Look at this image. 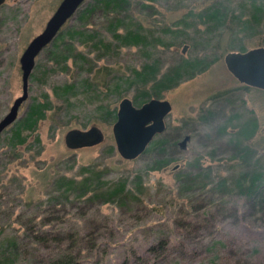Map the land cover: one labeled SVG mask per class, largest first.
Wrapping results in <instances>:
<instances>
[{
	"label": "rangeland",
	"instance_id": "1",
	"mask_svg": "<svg viewBox=\"0 0 264 264\" xmlns=\"http://www.w3.org/2000/svg\"><path fill=\"white\" fill-rule=\"evenodd\" d=\"M61 1L4 0L0 5V120L21 95L22 52ZM91 1L83 0L33 57L27 96L0 130V252L9 240L17 249L6 260L0 254V264H43L66 252L81 264H264V202L218 191L213 183L196 186L208 179V171L230 183L246 166L235 164L238 147L232 139L236 125L249 117L255 118L257 132L248 167H264V89L238 78L226 61L237 53L231 39L243 41L246 50H264L255 36L246 39L239 29L237 20L251 13L248 2L128 0L116 11L95 8L81 21L79 14ZM209 6L226 9L230 32L223 26L210 29L198 17ZM130 22L148 35L141 43L119 45L112 33L133 29ZM68 29L81 34L63 49L54 38ZM258 32L264 33L263 24ZM53 49H62L57 59ZM194 61L205 68L183 75L157 98L170 104L161 134H176V143L122 158L113 121L102 118L100 110H116L123 99L132 102L136 86L125 81L133 71L154 65L160 77ZM37 106L42 116L21 132L25 142L10 146L11 130ZM92 129L99 136L95 144L66 146L68 131ZM156 158L167 164L154 168ZM81 167L98 177L101 189L124 182L123 198L86 200L89 194L76 197L66 195L63 186L55 188L59 174L86 176ZM175 169L179 175H200L195 187L177 181Z\"/></svg>",
	"mask_w": 264,
	"mask_h": 264
},
{
	"label": "trees",
	"instance_id": "2",
	"mask_svg": "<svg viewBox=\"0 0 264 264\" xmlns=\"http://www.w3.org/2000/svg\"><path fill=\"white\" fill-rule=\"evenodd\" d=\"M248 2V7L251 10V13L249 14L248 18L244 21L237 20L239 25V29L243 31L244 35L246 36V39H249L250 37L255 36L254 38H257L256 46H264V33L262 35L259 34L258 29L261 24L264 25V0H246ZM128 3V0H92L89 2L86 6H84L79 14L80 20H85V17L93 11L95 8L103 9L104 11H107L111 9L112 11H116L119 7H122V5H126ZM226 9L221 7H214L209 6L205 8L204 10L197 13L198 17L206 20L207 23H209L210 29H215L217 27L223 26L224 27V33L230 32V27L225 23L227 20L226 17ZM81 20V21H82ZM120 21V20H119ZM179 22V21H178ZM131 26H134L133 29H126L123 31V33H116L113 32L112 36L117 41L119 45H128V44H138L141 43L146 39L147 33H143L140 31V25L132 24L133 22H130ZM128 23V24H130ZM211 24V25H210ZM256 33V34H255ZM81 34V31L78 29H68L66 31H63L62 33L58 34L54 38L55 40L60 42V45H63V49H69L68 44H70V41L76 36ZM93 35V34H92ZM91 35V36H92ZM230 35V33H229ZM152 39L153 37L150 36ZM68 40L69 43H65L64 40ZM150 39V40H151ZM232 41L230 43H234L237 46V53H244L249 50H246L247 48L243 44V41L234 42L236 40L231 39ZM53 42L54 46L57 48L58 45H56ZM53 46V47H54ZM103 47L107 48L109 46V43H105L102 45ZM258 49V48H253ZM251 50V49H250ZM62 52V49H53L51 51L52 56L54 55V58L57 59L59 57V53ZM62 54V53H61ZM62 59H65V56H61ZM205 68L204 65L200 64L199 62H190L181 66H175L173 67L169 72L164 73L162 76L157 77V69L154 65H146L143 67L140 71H133L131 78L128 81H125L126 85H134L136 86V92L132 99V104L134 106H139L149 99L158 98L160 94L163 91H169L173 87L178 85V81L185 77H191L195 73H198L202 71ZM184 75V76H183ZM146 84H149L148 87H146ZM249 86V85H248ZM254 87V86H253ZM256 87V86H255ZM116 88V87H115ZM248 87L247 85L243 87L244 90H246ZM40 107H33L31 111L27 114V116L24 119V122H22L21 125L15 126L14 129L11 130L10 135L8 137V144L11 146L19 145L25 142V137L21 135V132L23 130H26V128L31 127L35 124V121L37 118H40L42 115L39 113ZM116 110H100V116L102 118H110L112 120V124L114 123L116 119ZM224 128V126L222 127ZM235 128V125H234ZM163 131V130H162ZM161 131V132H162ZM160 132L157 137L152 138V140L148 143L147 147L144 149L143 153L152 152L153 150H158L159 152L164 151V148L169 146L171 144L176 143V134L173 137H168L166 135H162ZM257 132V122L255 118L249 117L242 121L238 126L236 125V131L234 132L233 141L237 148V156H234L236 159L235 164L237 166H240L242 164L246 165L242 167V170L231 180L229 183V180H226V178L222 175L218 174H212L211 172H206L204 176H207V180L203 181L202 183L196 185L198 187H201V189L207 187L208 184L213 183L215 188L218 191H231V193H235L237 195L245 197L247 200L254 199L255 197H258L260 199L259 204H263L264 202V167L260 168L261 170L253 169L251 167H248L250 164L248 163L249 155L254 154L255 149L252 144H250V141L252 137ZM178 138V136H177ZM35 142L38 141V139H34ZM113 149V146L109 147V150L111 151ZM159 155H162V153H159ZM154 168L158 169L167 164V160L156 158L153 160ZM176 166L174 165V168ZM245 168V169H244ZM251 168V169H246ZM81 171H84L88 173L86 176H83L79 179H76L74 177L66 178L64 175H57L54 179L55 188H62L63 192L67 195L68 193H73L76 197H82L85 194H89V197L86 198V200L93 199L94 196L100 197L103 199L104 202L111 200L112 198L115 199H122L125 189H124V182H117L109 188H99L98 184V177L95 176V174L90 171L87 167H81ZM173 172L177 174L179 169H175ZM137 174V178H138ZM200 175H192L191 177L189 175L184 176L182 175H175V178L177 181H184L186 184H192L197 183ZM213 178H215L213 180ZM229 184V185H228ZM194 186V184H192ZM195 187V186H194ZM226 195V194H225ZM96 197V198H97ZM14 240H9L8 244L5 243V248H3L0 252V254L4 255V259H8L11 255H13L16 252V246L13 242ZM150 250H153V247L150 248ZM43 264H81L80 261L77 259V257L72 254L71 252L62 253L61 255L48 259Z\"/></svg>",
	"mask_w": 264,
	"mask_h": 264
},
{
	"label": "water",
	"instance_id": "3",
	"mask_svg": "<svg viewBox=\"0 0 264 264\" xmlns=\"http://www.w3.org/2000/svg\"><path fill=\"white\" fill-rule=\"evenodd\" d=\"M83 0H62L43 30L26 46L20 57L21 95L15 98L8 113L0 120V130L10 123L19 104L27 96V78L33 57L57 33L59 27L74 12ZM4 0H0V5ZM228 68L238 78L252 86L264 89V50L251 49L244 53H230L226 57ZM170 111V104L163 99L151 98L134 106L129 100L119 103L112 134L117 153L124 159L140 155L153 136L164 129V117ZM99 140L96 130H71L65 134L64 142L69 148L91 146Z\"/></svg>",
	"mask_w": 264,
	"mask_h": 264
}]
</instances>
